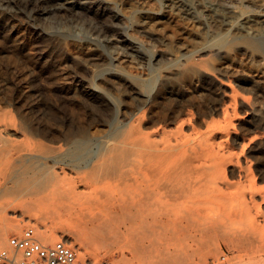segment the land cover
Instances as JSON below:
<instances>
[{"label":"bare ground","instance_id":"1","mask_svg":"<svg viewBox=\"0 0 264 264\" xmlns=\"http://www.w3.org/2000/svg\"><path fill=\"white\" fill-rule=\"evenodd\" d=\"M186 20L194 25L186 40L175 42L173 32L170 38L161 32L163 21L185 26ZM75 25L86 28L87 43L79 37L76 42ZM0 37V57L18 51L31 59L24 71L19 63L2 62L18 74L7 97L24 106L26 117L19 120L10 105H0V246L8 229L31 220L39 236L51 241L46 243L70 244L71 237L79 249L119 216L129 222L123 231L140 222L130 236L133 247L155 246L152 236L162 228L207 232L242 217L245 240L264 264V171L252 168L261 166L264 155V0H0ZM238 52L258 67L250 78L238 75L239 69L234 86L233 75V82L222 75ZM129 59L142 63L143 72L128 69ZM62 74L73 82L70 95L57 85ZM1 78L3 92L10 84ZM184 81L200 102L194 103ZM49 85L56 94L53 100L45 93L51 106L42 104ZM244 85L254 99L244 95L249 88L239 91ZM76 95L99 107L97 135L86 134L90 124L78 125L67 114L60 117L64 128L55 144L38 140L51 132L46 121L57 118L53 107ZM238 103L248 104L250 120L237 113ZM233 178L241 185L233 186ZM193 193L201 197L190 198ZM187 194L181 211H174L173 201ZM79 254L92 263L96 258L86 249ZM166 258L174 263L178 253L168 251Z\"/></svg>","mask_w":264,"mask_h":264},{"label":"rangeland","instance_id":"2","mask_svg":"<svg viewBox=\"0 0 264 264\" xmlns=\"http://www.w3.org/2000/svg\"><path fill=\"white\" fill-rule=\"evenodd\" d=\"M124 3H122V5H123ZM121 5V4H120ZM119 6V7H123V6ZM124 8H126L127 9V6H124L123 8H122V10H125ZM187 22H189L188 20H186ZM184 22V25H185V23H186V25L185 26H183V23L181 22H178V24H176V22L175 21H163V22H161L160 23V26H162L164 23V26L166 27V29H165V27L163 28V29H165V30H161L162 28H160V30H161V32L162 33H164V34H166V35H168V37H169V35L170 34H168V33H170L169 31H171V32H173V33H171V34H175V35H170V37H172V38H174V39H172V38H170L171 40H175V42H177V40L179 41V42H181V41H183V40H186V39H188L190 36H191V33H192V31H191V29L193 30L194 28H191V27H189L190 25L192 26L193 24L192 23H188L187 24V22ZM168 24H167V23ZM175 22V23H174ZM173 23H174V25H173ZM179 23L181 24V25H179ZM190 24V25H189ZM170 25V26H169ZM176 26V27H175ZM188 26V27H187ZM76 27V28H75ZM75 27H74V31H75V29H76V31L74 32V36L75 37H77V38H75L74 37V39L76 40V42H78L80 39V42L81 43H87V40H84V38H86L87 36L86 35H88L89 33H86V35H85V33L84 32H88L87 30H86V28H84V27H80L79 25H75ZM179 27V29L180 30H178L177 28ZM192 27H194V25L192 26ZM77 28H78V31H80V33L79 32H77ZM82 29V30H79V29ZM167 28H168V30H167ZM183 28H186L185 30L183 29ZM189 28V29H188ZM171 29V30H170ZM173 29H177V30H173ZM167 30V31H166ZM182 30H183V32H182ZM83 31V33H81ZM165 31V32H164ZM175 31V32H174ZM190 32V35H189V32ZM77 33H78V35H77ZM178 33V34H177ZM183 35H182V34ZM186 34V35H185ZM176 35H178L179 36V38H178V36H176ZM181 35V36H180ZM84 38H83V37ZM184 36V37H183ZM188 36V37H187ZM78 37H79V40L77 41V39H78ZM178 38V39H177ZM182 38V39H181ZM3 38H1L0 37V44L2 45V44H4V40H2ZM181 39V40H180ZM75 40H73V38H72V40L71 41H74L75 42ZM79 42V43H80ZM172 44H174V43H172ZM169 47H172L171 45H168ZM15 52H17V54H18V56H20V58L18 57V56H15V55H17ZM21 53V52H20ZM241 53V54H240ZM8 54V56H11V61H10V57H8V56H6V58H5V55H2L1 57H0V63H1V65L2 66H0V67H2V68H0V76L2 77H0L2 80H3V82L4 83H6V85H8V84H10V85H8L7 86V89L5 90V91H3V92H0V97H2V98H0L1 100H0V105H1V107H2V110H4L7 106L6 105H10V107H9V109H8V107H7V109L9 110V112L11 113V111H12V113H14V116H16V118H18L19 116H25V113L24 112H26V110L23 108L24 106L23 105H20V104H17V103H13V101H12V99H10L11 98V96L13 95L12 94V92H13V88H15L14 86V84L16 83V81H17V79H18V77L16 78V75H18V74H15L14 72L12 73L11 72V70H9V68L7 67L8 65H6L7 63L9 64V63H12V65H15L16 63H19V64H17V66H19V70L20 71H24L25 70V68L28 66L27 64H29L30 65V63H31V59L28 57V55L26 54H23V53H21V54H19L18 53V51H9V53H7ZM10 54V55H9ZM243 53L242 52H238V53H233L232 55H231V58L233 59V60H231V58H229L227 61H226V63H229V65H230V69H229V71L227 72V73H223V75L222 76H224L223 77V79H226L227 80V78L229 79H231L233 76V79H234V82H233V80H232V82L235 84L236 83V77H237V73L240 71V73H238V75H241V76H243V77H246V75H247V77L246 78H250V76H252V74L254 73V71L256 70V68L258 67V65H256V63L254 62V61H256L257 62V60L256 59H252V58H250L249 57V59H248V56L247 55H245V54H243V55H245V56H243L242 55ZM14 55V56H13ZM22 55H23V57H22ZM234 55V56H233ZM240 56V55H242V56H240L239 58H238V56ZM235 56H237V58L235 57ZM18 57V58H17ZM27 57H28V59H27ZM234 57V58H233ZM3 58H5V59H3ZM8 58V59H7ZM236 58V59H235ZM243 59V60H241V62H240V59ZM3 59V60H2ZM26 59H27V61H29V62H27L26 61ZM236 60V61H235ZM250 60H253L252 62H253V64H254V66H253V64H252V62L250 61ZM4 61V63H6V61H7V63L6 64H4V63H2ZM9 61V62H8ZM13 61H14V64H13ZM245 63L244 65H242L243 64V62ZM246 61V62H245ZM25 62V63H24ZM128 65H126V67L127 66H130V67H132V68H130V67H127L128 69H132L133 71H138V73H141V70H142V72H143V69H144V65L141 63V65H140V62H138L137 63V61L135 60V59H129V60H126L125 61ZM232 62V63H231ZM241 64H240V63ZM251 62V63H250ZM24 63V64H23ZM246 63H247V69L245 68V65H246ZM248 64H250L249 66H248ZM258 64V63H257ZM9 65H11V64H9ZM21 65H24V66H22L21 67ZM233 67H232V66ZM16 66V68H18ZM26 66V67H25ZM142 66V67H141ZM243 66V67H242ZM4 67V68H3ZM24 67V68H23ZM143 68V69H141V68ZM250 67V68H249ZM8 68V69H7ZM21 68H23L22 70H21ZM28 68V67H27ZM26 68V69H27ZM70 67H68L67 69H69ZM138 70H137V69ZM238 68V69H237ZM252 68V69H251ZM254 68V69H253ZM240 69V70H239ZM244 69V70H243ZM248 69H249V71L251 72V75H249V71H248ZM251 69V70H250ZM4 70H5V72H4ZM7 70H8V72H7ZM71 69H69V71H70ZM140 70V71H139ZM233 70H235V72L233 71ZM239 70V71H238ZM248 72H247V71ZM4 72V73H3ZM229 72H230V74H229ZM12 73V74H11ZM233 73H235V74H233ZM248 73V74H247ZM5 74V75H4ZM68 74V73H67ZM67 74H62L61 75V79L59 78L58 80H59V82H60V84L58 83L57 85L58 86H62V87H64L63 88V92L64 93H66L67 95H70V91L71 92H73V82H72V80H71V78L69 77V75H67ZM226 74H229V75H227L226 76ZM244 74V75H243ZM246 74V75H245ZM255 74V73H254ZM63 75H64V77H63ZM231 75V76H230ZM233 75V76H232ZM6 76H7V78H6ZM230 76V77H229ZM236 76V77H235ZM11 77V78H10ZM6 78V79H5ZM10 78V79H9ZM6 81H5V80ZM229 79V80H230ZM11 80V81H10ZM10 82V83H9ZM12 82V83H11ZM13 82H15V83H13ZM40 82H42L41 80H40ZM187 81H184L183 83H186ZM189 82V83H188ZM186 84V86L188 87H190L191 86V82L190 81H188ZM232 83V84H233ZM61 84H63V85H61ZM233 84V85H234ZM13 85V86H12ZM10 86H12V87H10ZM234 86H236V84L234 85ZM244 86H245V88H246V90L244 89ZM244 86H242V88L240 89L239 88V91L242 93V92H249L250 90H252V88L251 87H248V86H250V85H244ZM8 87H10L9 89H8ZM68 89H67V88ZM188 87V88H189ZM46 90H44V95H43V97H42V104H45V105H50V104H52L53 102H52V99L53 100H55V97H56V94L55 93H53V90L51 89L52 88V86L50 87V85L49 86H46V87H44ZM49 88V89H48ZM247 88H249V91H248V89ZM48 89V90H47ZM67 89V90H66ZM242 89H244V90H242ZM189 90H190V94L192 93V98H193V100H194V103H198V102H200L201 101V98H200V95H198L197 93H195V92H193L192 90H191V88H189ZM8 91H12L11 93H9ZM52 91V92H51ZM5 92H6V94H5ZM3 93L6 95V96H4L3 95ZM47 94V96H49V94L51 93V97L50 98H52L51 100L50 99H48L47 98V96H46V94ZM114 93H117L118 95L117 96H119L118 97V99L119 98H122V99H124L123 98V95L120 93V92H118V91H114ZM113 92H112V94H114ZM250 93V92H249ZM249 93H245L244 95L247 97V96H249V95H252L253 97H252V99H254L255 98V94H253V90L251 91V93L249 94ZM10 94V95H9ZM120 94V95H119ZM196 94V95H195ZM243 94V93H242ZM247 94V95H246ZM7 95L10 97H7ZM55 95V96H54ZM116 95V94H115ZM115 95H113V96H115ZM117 96H115V97H117ZM198 96V97H197ZM75 97V98H74ZM76 97H78L77 99H76ZM4 98H5V100H7L6 102H3V100H4ZM9 98V99H8ZM79 98H81V96H72V97H70V99H68L67 98V101H65L66 103L64 104V105H62V106H60V107H53V109L55 110V113H57V118H54L53 120L52 119H48V121H46V129H50L51 130V134L49 133V135H47L48 136V138H46V135H45V137H43V139L41 138H39L38 140H41L43 143H45L46 145H53V144H55V142H54V140H53V137H55L56 135H58V134H60L61 133V130H63L62 128H64V126H63V124H62V122H61V116H66L67 114H69L71 117L73 116V121L75 122V123H77L78 125H84L85 123L87 124V125H89L90 127H88V129L86 128V134H90V136L91 135H93V132L95 131V130H97V128H102V126H100V125H98L97 123H96V121H97V118H98V116H99V107L98 106H96L95 104H93L94 106H95V109H94V106H92L91 104H89V105H87L88 104V102H87V104H85L86 102H85V100L84 99H79ZM250 98V97H249ZM196 99V100H195ZM4 100V101H5ZM8 100H9V102H11V104L13 105V106H11V104H9V102H8ZM69 100V101H68ZM76 102H75V101ZM51 101V102H50ZM72 101V102H71ZM83 101V102H82ZM121 101H124V100H121ZM250 101H254V100H251V98H250ZM74 102V103H73ZM81 102V103H80ZM85 102V103H84ZM252 102H250V103H252ZM8 103V104H7ZM49 103V104H48ZM76 103V104H75ZM253 103H255V102H253ZM4 104H5V106H4ZM74 104V105H73ZM255 104H257V103H255ZM3 105V106H2ZM68 107H67V106ZM84 105H85V108H83L84 107ZM244 105V106H243ZM243 105L242 104H237V113L239 112V114L241 115V113H242V117H244V118H246V119H248V120H250L249 118H252L251 117V114L249 113V112H247L248 111V109H246L247 108V105L248 104H246V103H243ZM18 108H17V107ZM51 106V105H50ZM70 106V107H69ZM83 106V107H82ZM92 108H91V107ZM3 107H5V108H3ZM14 107H16L15 109L17 110L16 112H15V109H13ZM19 107H20V109H19ZM73 107V108H72ZM97 107V108H96ZM246 107V108H245ZM7 109H6V111H7ZM12 109V110H11ZM74 109V110H73ZM85 109V110H84ZM89 109V110H88ZM194 110H195V108H193ZM19 110H20V112H23L22 114H19ZM23 110V111H22ZM76 110V111H75ZM95 110V111H94ZM242 112H241V111ZM245 110V111H244ZM63 111V112H62ZM71 111H73V112H75V114L77 113V115H75V114H72L71 115ZM98 111V112H97ZM60 112H61V114H63V115H60ZM71 112V113H70ZM86 112V113H85ZM88 112V113H87ZM96 112V113H95ZM244 112V113H243ZM11 113V114H12ZM247 113V114H246ZM16 114V115H15ZM90 114V115H89ZM238 114V115H239ZM19 115V116H18ZM29 115V114H28ZM60 115V116H59ZM88 115V116H87ZM92 115H93V117H92ZM97 115V116H96ZM239 115V116H240ZM96 116V117H95ZM106 116V115H105ZM103 117V119L104 120H108V117ZM26 117V116H25ZM77 117V118H76ZM81 118V119H79L78 120V118ZM76 118V119H75ZM82 118H83V120H82ZM107 118V119H106ZM19 119V118H18ZM59 119V120H58ZM93 119V120H92ZM94 119H96L95 120V122H94ZM20 120V119H19ZM49 120H51V121H49ZM57 120V121H56ZM82 120V121H81ZM85 120V121H84ZM89 120V121H88ZM61 123H60V122ZM91 121V122H90ZM81 122V123H80ZM88 122V123H87ZM53 125H52V124ZM57 123V124H56ZM93 123H95V124H93V126H92V124ZM59 124H60V126H59ZM54 125H56V126H54ZM57 125H58V127H57ZM97 126V128L95 129V126ZM249 125V123H248V121L245 123V127H247ZM52 126V127H51ZM54 126V127H53ZM92 126V127H91ZM59 128V130L57 129V128ZM54 128V129H53ZM100 128V129H101ZM89 129L91 130V132L89 131ZM54 131L57 133H54ZM60 131V132H59ZM93 131V132H92ZM100 131L101 130H98L97 132H99L100 133ZM264 131V130H263ZM98 133V134H99ZM97 135V133H96V131H95V133H94V135ZM52 135V136H51ZM51 136V137H50ZM50 137V138H49ZM48 139V140H46V139ZM50 139V140H49ZM41 141H39V142H41ZM41 142V143H42ZM264 156V155H263ZM263 156H262V158H261V162L259 163L261 166H258L257 167V165L256 164H253V166H252V168L254 169L253 171L254 172H257V170L258 169H260V170H263L264 171V158H263ZM263 159V160H262ZM256 167H255V166ZM263 168V169H262ZM258 173V172H257ZM232 177H229V181L231 182V179ZM237 178H233V182H232V185H233V183H235L234 181H238V180H236ZM256 182H255V184L258 182V184H259V182H261V181H258V180H255ZM263 183H264V179H263V181H262ZM262 182L260 183V186L262 185L263 186V189H262V187H259L262 191H259L260 193L262 192L263 194H264V184H262ZM258 184H256V185H258ZM234 185H236L235 187H238V186H240L241 184L240 183H238V186H237V182L234 184ZM233 185V186H234ZM259 186V185H258ZM234 188V187H233ZM233 188H231V190L233 189ZM240 188V187H239ZM242 189H243V187H242ZM236 190V188H234V190L233 191H235ZM238 190V189H237ZM236 190V191H237ZM240 190H241V188H240ZM237 193V192H236ZM235 192H234V194H236ZM189 197L190 198H193V199H196V198H199V197H201L200 196V194H197V193H193V194H189ZM237 197V196H236ZM187 198H188V194L186 195V196H184V197H181V198H178V199H176V200H174L173 201V203H172V205H171V208L174 210V211H181V209L184 207V203L186 202V200H187ZM263 205H264V202H263ZM67 210V209H66ZM95 210V209H94ZM264 210V206H262V211ZM212 211V210H211ZM210 212V211H209ZM208 211H207V213H209ZM212 213H214V212H212ZM262 213H264V211L262 212ZM210 214V213H209ZM212 216H215L214 214H211ZM242 217H239L237 220H234L233 222H230V225H228L227 227H225V228H222V229H220V228H215V229H213V230H210V231H207V232H204V231H202V230H200V229H196V228H193V227H188L187 229H183V230H180L179 232H174V231H172V230H170V229H167V228H162V229H159L157 232H155V234L152 236V237H157V242L155 243V246H152V245H148V243H145L146 245H148V246H145L144 244H143V246H141V245H137V246H135V247H133L132 245H131V241H130V236H131V234L132 233H135V232H137L138 233V229H137V227H138V224L140 223V222H138V223H136L135 225H134V227H132L133 228V230H124L123 231V229H124V226H126V225H128L129 224V222H128V219H127V217H117L114 221H112L111 223H110V225L108 226V227H106L105 228V230H103V231H101L100 232V235L98 236V238H92V237H87V239H85L84 241H83V243H82V246H81V248H79L78 249V246H79V241L77 242V241H75L74 240V238H71L70 237V239H71V243L69 244L68 242H66L71 248H73V249H75L76 251H77V256H78V258L80 259V260H83V261H85L86 259L85 258H82L81 256H79L80 254H79V251H84L85 249L86 250H88L89 252H91L92 254V256H95L96 255V258H92V261H93V263H95V264H97V263H100V262H102L103 260H111L114 264H118L117 262H123V260H124V258H127L129 261H130V263L129 264H262V262L260 263L259 261H258V256H257V248L255 247V245L253 244V243H250V242H248V241H246L245 240V235H244V231H243V224H242V222H241V219ZM241 219V220H240ZM243 220H244V218H243ZM242 220V221H243ZM244 222V221H243ZM23 225L21 226V228H19V229H15V228H10V229H8L7 230V235H6V240H5V245H1L0 246V249H2V248H8V238H9V236H11V235H14V234H16V235H18V234H20L22 231H23V229H25L26 227H34V229H35V232L37 233V236L43 241V242H51V241H49V240H45V239H43V238H41L40 236H39V233H38V227H37V225L35 226V224H34V221L33 220H31L30 222H25V221H23V222H21ZM135 229H137V230H135ZM233 231H240V233L236 236V235H234V232ZM232 232H233V235H231L232 234ZM60 232H57V235L59 234ZM247 235H249V233H247ZM251 235V234H250ZM249 235V236H250ZM179 236V237H178ZM251 237V236H250ZM57 240H60V239H56L55 241H57ZM55 241H53V242H55ZM167 245V246H166ZM168 248V249H167ZM170 252V253H178V259L174 262V263H171V262H169L168 260H167V258H166V255H167V252ZM87 255V254H86ZM122 264H128V263H122Z\"/></svg>","mask_w":264,"mask_h":264},{"label":"built area","instance_id":"3","mask_svg":"<svg viewBox=\"0 0 264 264\" xmlns=\"http://www.w3.org/2000/svg\"><path fill=\"white\" fill-rule=\"evenodd\" d=\"M7 248L0 249V264H95L80 260L75 249L65 241L43 243L34 227H26L16 235L9 236ZM97 264H114L103 260Z\"/></svg>","mask_w":264,"mask_h":264}]
</instances>
